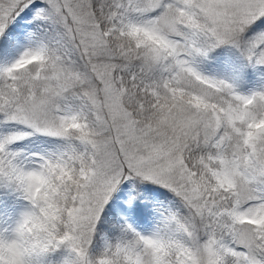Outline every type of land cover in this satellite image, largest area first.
Segmentation results:
<instances>
[{
    "label": "snow or ice",
    "instance_id": "6c2138e0",
    "mask_svg": "<svg viewBox=\"0 0 264 264\" xmlns=\"http://www.w3.org/2000/svg\"><path fill=\"white\" fill-rule=\"evenodd\" d=\"M26 9L52 29L0 61V186L27 201L0 264H264V87L197 66L221 45L264 66V0H0V37ZM36 134L61 143L26 154ZM126 179L179 206L102 234Z\"/></svg>",
    "mask_w": 264,
    "mask_h": 264
},
{
    "label": "rangeland",
    "instance_id": "374dc122",
    "mask_svg": "<svg viewBox=\"0 0 264 264\" xmlns=\"http://www.w3.org/2000/svg\"><path fill=\"white\" fill-rule=\"evenodd\" d=\"M36 2L38 6H43L44 4V0H36ZM44 23V21L37 18L36 9H26L25 12H22L18 17H16L15 21L9 25L10 33L8 34L7 40H5L4 37H0V42L3 41L5 44V50L0 56V61H3L4 59L11 61L18 58L24 51L25 47L28 46L31 37L47 33L48 29ZM229 57L230 56L226 54L223 55L220 62L221 65L225 66L226 63L231 64L232 60ZM201 60V68H204L206 71H202L204 74L209 76L213 75L212 77L215 78L235 80L241 90L246 88L248 85H253L255 82L254 80H251L250 83L247 84L244 79H242V81L238 79V77H241L246 72L244 69L226 73L223 69H220V64L217 66L218 68L209 66L208 64L204 65L203 63H206L209 60L207 59V55L205 57H201ZM256 66L258 68L257 71H260V65ZM227 71H229L228 67ZM260 87H262L260 84L254 85L255 89H259ZM137 182L140 183L142 188V190L139 191L142 197V202L145 204L144 201L148 200L147 208L151 214L152 211L158 213V208H162L167 201L171 203H179V201L170 190L161 185L133 179L124 180L118 190L113 194V198L108 205V214H110L112 223L114 220H123L124 218H127L130 222L135 223L140 230L148 231L155 226L152 220L145 218L146 214H141L142 220L140 222L136 218V213H134L133 200ZM26 204V202H23L15 205L14 207L12 206V211L7 218L10 217L13 220L18 219ZM102 227V234L107 233L105 229L106 224L102 225Z\"/></svg>",
    "mask_w": 264,
    "mask_h": 264
},
{
    "label": "trees",
    "instance_id": "16d2710c",
    "mask_svg": "<svg viewBox=\"0 0 264 264\" xmlns=\"http://www.w3.org/2000/svg\"><path fill=\"white\" fill-rule=\"evenodd\" d=\"M44 24L46 25L48 29L47 33H45L44 35L51 34L52 26L47 22H45ZM4 50H5V44L2 41L0 42V56L2 55ZM225 54L230 56L229 58L232 60V62L231 64L226 63V65L223 66L221 65L220 62L222 60V56ZM207 59L209 60L208 62L203 63L204 65L208 64L209 66L217 67L220 64V69H223L224 72L226 73L230 71H237V70L244 69L246 72L241 77H238V79H240L241 81L242 79H244L247 82V84H249L251 80L255 81L253 85L251 86L248 85L246 88L243 89V91L245 92L249 90H256L254 88L255 84L256 85L260 84L262 87H264V66H260V71H257L258 70L257 66L246 61L241 51L234 46L221 45L217 48H214L212 49V51L208 52ZM201 61H202L201 57L198 58L197 66L201 71H205L204 68H201ZM227 67L229 71H227ZM60 143L61 141L58 140V138L46 137L40 134L33 135L19 142L20 147L24 149L26 154L32 153V152L43 153L46 151L55 150ZM135 188L136 189H135V196H134L133 202H134V213H136L137 220L141 222L142 220L141 214H146L145 218L151 219L152 222L156 225V223L159 220V214L156 212H153L152 209H151L152 214L149 212L147 208L148 200L144 201L145 204L142 202V197L139 192L140 190H142V188L139 182L136 183ZM23 202L27 203V201H25L18 193H15L10 189L0 186V219H7V217L10 215L12 211V208L15 205H18L19 203H23ZM137 204H139L138 210H136ZM168 206L178 207L179 203L178 202L171 203L167 201L163 207H168ZM106 214H107V218L105 219V223H104L106 224L105 229H106L107 234H111L112 220L110 218V214H108V206H106Z\"/></svg>",
    "mask_w": 264,
    "mask_h": 264
}]
</instances>
